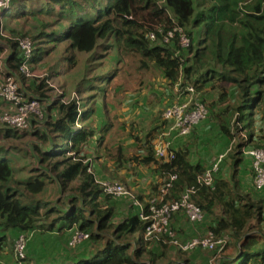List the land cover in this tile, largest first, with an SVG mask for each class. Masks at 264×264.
<instances>
[{
	"label": "trees",
	"instance_id": "obj_1",
	"mask_svg": "<svg viewBox=\"0 0 264 264\" xmlns=\"http://www.w3.org/2000/svg\"><path fill=\"white\" fill-rule=\"evenodd\" d=\"M165 11L171 14L176 26L188 37L186 48L180 47L178 35L167 45L150 44L147 40V33L154 29L156 20L165 25L167 31L172 30ZM9 16L13 20L41 16L40 28L45 27L46 30L39 32V37L35 39L27 33L18 32L19 27L10 26V37L28 36L41 47L33 49L31 65L46 58V53L51 50L58 59L49 66L43 78L31 81L29 86L33 94L38 95V101L46 102L43 122L31 119L29 127L35 128L31 134L6 125L2 128L0 124V259L9 249L6 256L12 257L17 264L14 245L11 251L5 245L24 236V258L19 264H34L29 238L39 233L51 240L55 235L56 246L68 256H74V250L83 243L92 247L89 257L74 262L63 260L60 256H65L64 253L57 257L53 254L51 261L57 262L61 258L59 264L186 262V255L180 249L173 251L176 258L169 256L172 248L163 242L168 240L167 235L158 234L144 239L149 221L141 220L138 214L128 216L117 224L111 222L112 208L109 205L102 208L100 200L101 197L104 200L116 198L104 194L100 183H113L115 176L103 179L97 167L95 169L91 161L86 160L88 157L84 153L86 145L95 139V131L82 121H85L86 115V119L94 115L95 109H89L90 104L84 105L87 108H80L75 100L65 102L62 96L49 99V82L58 84L56 78L59 76L67 77L64 86L69 85L72 79L70 84H75L72 90L77 94L85 93L96 100L99 98L96 92H99L102 97L104 89L99 83L110 74L117 75V64L127 66L125 57H133L131 63L136 74L141 72L145 75L152 69L156 70L167 90L173 88L177 96L181 92L176 84L180 83L182 89L191 86L194 90L193 102L200 99L199 103L206 107L209 119L192 130L214 129L229 141L228 148L233 141L231 149L223 153L224 158L219 164L220 167L225 158L228 161L232 159L230 170L227 176L217 178L218 168L212 187L197 184V178L205 167L200 161L192 162L191 154L182 145L176 150L174 146V157L169 161L157 160L148 148L141 163L156 166L162 178H167L165 183L168 184L158 186L149 200L144 201L143 213L149 216L151 205L160 207L176 202L186 190L193 189L191 201L204 215L216 219V225L208 229L215 237L224 234L228 226L234 242L249 230L264 234L261 203L241 192L235 179L239 157L242 156L241 147H259L253 141L251 117L252 112L264 103V0H12ZM5 42L11 46V52L3 57L1 66L3 75L8 77L17 74L23 56L18 54L15 43ZM63 47H66L65 51ZM110 51L112 55L108 53ZM77 54H91L93 60L95 56L107 54L112 59L111 70L105 71L94 61V65L75 73ZM92 89L94 91L90 92ZM220 105L222 109H218ZM162 121L165 127L167 121ZM162 126L151 130L146 139L152 138V132L157 133L159 127L163 129ZM29 135L34 141L26 144ZM100 142L99 137L98 146ZM102 153L110 156L108 148ZM114 159L116 167L123 164L124 155L120 147ZM25 160L29 162L24 164ZM169 177L174 179L169 180ZM51 185L50 194L48 188ZM162 188L165 192L161 195ZM158 196L160 198L149 202ZM248 218L253 220V224L241 232L243 221ZM74 226L89 237L73 248L65 245L73 251L70 253L64 249L60 235L67 231L71 233ZM51 244L54 245L53 241ZM33 245L34 249L40 250L37 247L42 242L35 239ZM56 246L55 253H61ZM221 264H264V238L258 235L242 238L240 256Z\"/></svg>",
	"mask_w": 264,
	"mask_h": 264
},
{
	"label": "crops",
	"instance_id": "obj_2",
	"mask_svg": "<svg viewBox=\"0 0 264 264\" xmlns=\"http://www.w3.org/2000/svg\"><path fill=\"white\" fill-rule=\"evenodd\" d=\"M6 19L7 20L5 22V27H7V25L9 24V20L12 19V16ZM7 31H10V28H8ZM18 32H20V29ZM27 34L31 35V33H27ZM1 60H2V57L0 55V61ZM1 69L2 68H1V63H0V82L3 81V79L7 77L3 75ZM30 82L26 83L28 87L30 86ZM159 89H160V92H165L169 99L164 98V99L157 101L156 103L154 102L147 103L146 110L148 108H151L147 110L149 114V119L146 121V126L138 125L139 131H134L129 128L124 129V131H127L129 143H133L135 152L127 156L124 154V162L120 167H116V165L114 164L115 162L114 158L110 156L108 157V154L102 153L101 147L96 148V145L93 146L94 141H97L98 139L91 140L84 148V153L86 157L93 158V160H90L91 165L95 169L97 167L98 174H100L101 177L106 180L110 178V176H115L113 178L117 180L118 178H121L124 185L132 192V194L135 195L136 198L140 200V204H142L141 206H143V208L144 206H146V204H144V201L149 200V197L152 196L153 191L158 186L160 188L163 185L168 184V183H165L167 178L166 179L162 178L160 173L157 171L156 166H153V165L150 166V165L141 163L143 158L147 155L146 152L148 148L151 149L152 155L157 160L159 159L156 156V152H155L156 144L159 141H162L161 135L166 133L169 129L168 126H165V127L162 126L163 121L161 120V116H162V112L164 111L163 108L164 106L167 107L170 104L175 103V102H187L190 98L187 95L177 96V94L175 93V90H173V92L168 91L167 86H162ZM199 100L200 99H196V101L198 102ZM0 105L2 106L7 105L2 102L1 97H0ZM138 106H142V103L138 102ZM11 107H12V110L5 111L4 109H2L0 112V115L6 114V113H12L14 111V107L13 106ZM222 108H223L222 105L218 107V109H222ZM137 113L139 114V112ZM253 115L256 118L254 119L255 123L253 121V136L252 137H253L254 144L259 146L255 148L263 149L264 148V103L260 107H258V110H254V112H252V116ZM208 120L209 119H208V112H207V117L203 121V123L206 121L208 122ZM160 125L163 127V130H161L160 129L161 127H159L157 130L158 134L155 133L154 131L152 132L153 134L152 138L146 139V136L147 135L149 136V134L151 133L150 131ZM102 129L106 131L108 129V125H106L104 128H101V130ZM213 130L206 131V129L204 130V129L196 128L195 130H192L191 134H188L185 137H181V138H178L172 141L170 149L173 152V149L175 147H176L175 148L176 150L178 149L179 146L182 145V148H185L191 154L192 162L200 161L201 164L205 167V169L209 168L210 160L215 155L219 157L223 155V153L227 152L228 151L227 148L229 144L228 140L222 138V136L218 135L215 130H214L215 132H213ZM135 132H137L138 134H136ZM135 138H137V141ZM118 148H116L115 154L117 153ZM247 148H253V147L247 145ZM241 155L242 156L241 158L239 157V162L237 164V170L235 173V179L237 181L238 189L241 192L248 194L251 199H254L260 202L264 210V188L258 192L253 189V186H252L253 183H252V177H251V158H249L248 156L242 153ZM107 157L109 159H106ZM135 157H138V158L135 159ZM230 162L232 163V159L228 161V168L230 166ZM101 165L104 167V170L101 169L102 168ZM100 205L102 208H105L107 205L111 206L112 208V221L111 222L114 224L122 222V220H124L128 216L135 215V214L139 215V213L141 212L140 210L141 207L134 206L131 203V201L128 199L104 200V198L101 197ZM234 222L235 221H230V223H234ZM243 224L244 226L242 227V229H240L241 232L248 230L249 226L253 224V220L251 218H248L243 221ZM215 225H216V219L214 217L204 215V219L201 223L191 224L183 212H178L172 216L169 222L168 229H169V232L172 234V236L168 237V240L163 241V242L165 244H168L172 248V250L174 251L179 250L178 246L173 244L172 242L176 241L177 243L185 244L193 239H199V240L203 239L206 236V234L210 232L208 229L210 227H214ZM255 232H258V231L249 230V232L247 233H250V235H255L254 234ZM69 234L71 233L70 232L68 233L67 231L64 234L60 235L62 236L60 237V240L61 242L63 241L65 245L67 243V239H69V236H70ZM232 235L233 234L228 226L224 234L218 237L219 239L224 240L226 244L225 247L227 246L226 249L225 248L223 249V252L221 255L214 257V256H210L212 253L203 252V254L200 255L199 257L195 256L193 259H191L190 258L191 254L185 253L186 262L185 263L183 262V264H187V263L197 264L200 261L207 258V255L210 256L211 259L209 261L210 257H208L206 263L204 264H221L223 262H231V260L235 258V254L237 253V249H238L237 246L239 244V241L237 242L233 241ZM234 245L235 247L233 248ZM74 251H75L74 256H68L66 254L65 256H63L64 257L63 260L68 259V260H73L72 262H74L76 259H79V258H87L91 255L92 247H90V244L88 243H83L80 246H78V248H76ZM175 252L173 254L170 253V255L176 258ZM9 258L12 260L10 261V264H14L13 262L14 260L12 259V257H9ZM60 262H61V258H58L57 262L51 261L50 264H59ZM170 262H178L179 264L182 263L181 261H169L166 264H169Z\"/></svg>",
	"mask_w": 264,
	"mask_h": 264
},
{
	"label": "rangeland",
	"instance_id": "obj_3",
	"mask_svg": "<svg viewBox=\"0 0 264 264\" xmlns=\"http://www.w3.org/2000/svg\"><path fill=\"white\" fill-rule=\"evenodd\" d=\"M209 15H210V12H209ZM40 17L28 18V19H16V20L11 19L9 20V24L7 25V27H5V22L7 19L0 17V25L2 26V30H3L2 34H0V47L2 48V57L8 56L11 52V46L7 42H5L7 40L6 37L12 36L9 34L10 31H7L8 28H10V26L12 27L16 26V27H19L20 31L23 34H26V33L33 34V35H30V36H34V38L32 39L38 38L39 32H43L46 30L45 27L40 28V24H41V22L39 21ZM13 43L17 44L16 41H14ZM39 48L41 47H39L37 41H35V43L33 42V49L36 50ZM65 48L66 47H63V51H65ZM45 52L46 51H44L43 53ZM108 53H111V51ZM46 54H48L46 58H44L40 62L33 63L32 65L29 66L33 68V78L30 81L43 78L47 74L49 66L58 59L57 55L52 50L47 52ZM107 54L99 55L97 58L95 56L94 60L90 57L91 54L89 55L88 54H77L76 55L77 57L76 65L77 66L74 69V72L78 73L80 69V73H81V71L86 66L87 68H89L91 64L94 65V61H96L99 65L103 66L105 71L111 70V65L113 63H112L111 57H108ZM132 58L133 57H129V58L125 57L124 61L127 60V66H125L124 63H120V65L117 64V67L119 68V70L116 72L117 75L110 74L108 75L106 80L104 81L102 80L99 83V85L102 86V88L104 89V95L101 97V93L96 92V95L99 96V98H97L96 100L90 99L88 94L81 93L80 95V94H77L74 90H72L73 85H75L73 83L70 84L72 79L69 80V85L64 86V84L66 83H63V82L64 80L65 81L67 80V77L63 78V76H59L56 78V81H59L58 84L49 82V86H48L51 90V92L49 93L50 100H55L57 98H60L59 96H62V100L65 102L75 100L76 103L80 105V108L84 105L90 104L89 109H92V110L95 109L94 115L90 116L89 119H86L87 118V115H86L85 121H82V122H85V126H89V127L91 126L92 129H94L95 134H97L95 135V140L98 139L99 137L101 138V142L99 143V145L100 144L101 145L98 146L97 141H94L93 146L96 145V148L101 147L103 152L106 148H108L110 157L112 158H114V156L116 155L115 150L118 147L121 148L123 155L125 154L126 156L135 152L133 143H129L127 131H124V129L129 128L134 131H139L138 125L146 126V121L149 119V114L147 110L151 108H148L146 110L147 103L148 102L156 103L157 101L161 99L168 98L165 92H160L159 88L164 85L161 79H159L158 72L152 69L146 72L145 75L144 73H141V72L138 74L134 73L133 63H131ZM1 70L3 71V69ZM84 74H87V73L84 72ZM14 76L23 94L21 92L20 93L23 96H25L26 99L38 98V95L33 94L32 89L26 85V83L30 81L25 80V78L20 80V77L22 76L18 72L17 74H14ZM93 91L94 89H92V91L90 92H93ZM171 91L173 92V88H171ZM40 102L41 103L39 105V109H40V114L43 117L41 120H38V121L43 122L46 112L44 113V110L42 109L44 108L46 102H43V101H40ZM138 102L142 103V106H138ZM38 104L39 103H37V105ZM1 106L2 105H0V112L2 109H4L5 111L12 110L11 105L9 106L5 105L2 107ZM165 108L166 106H164L163 110ZM137 112H139V114ZM255 118L256 117L254 115L251 117L253 121ZM161 119L163 120V114L161 116ZM79 121H81V119ZM107 124H108V129L106 131H104L103 129L101 130V128ZM169 125L170 123L167 122L166 126L169 127ZM1 127L4 128L3 125H1ZM36 127L40 129L42 128L41 125H37ZM34 129L35 128L32 129L28 125L27 128L24 130H27L28 133H30ZM135 133L138 134L137 132ZM29 136L26 139V144H30L34 141V138H32L31 136L29 137ZM106 153H108V151ZM108 157L106 159H109ZM217 158L218 156L215 155L210 160L209 165H212L216 161ZM90 159L93 160L92 157H90ZM27 162H29V160L23 161L24 164H26ZM229 170L230 169L228 168V158H225L219 167L217 178L227 176V172ZM51 177L53 178V176ZM115 182H118L122 185L124 184L121 178H118V180L116 179ZM52 189H53V185H51L48 188L50 194H51ZM40 233H46V232H40ZM52 236H53L52 240L51 238H47V235H39V233H34L30 236L29 242L32 243L30 247V254L33 255L34 260H31V261L34 264H38L42 262L45 264H50L52 260L51 258H53V254H55L56 257L63 253L67 254L66 252L63 251V249L56 246V243H57V239L55 238L56 236L55 235H52ZM19 237L16 240L14 241L11 240L12 242L8 243L10 247L8 246V244L5 246L7 248H10V251H11L12 244L15 245V242L19 239ZM35 239H39L42 242V245H38L37 247L40 250L34 249L33 243ZM51 241H53L54 245L51 244ZM66 245L69 246V239H67ZM55 246H56V250L61 253H57V254L55 253ZM63 247L67 252H70V253L73 252L69 250L71 248L69 247L68 249L66 248L64 242H63ZM8 251L9 249L8 250L6 249L4 251L3 256L0 259V264H10V261H12L10 258L7 257L9 255ZM173 251L174 250H171L172 254L174 253ZM169 256L172 257L170 254ZM210 256H214V255L211 254ZM210 256L207 255V258ZM60 257L64 258L63 256H60ZM207 258H205L204 260L200 261L197 264L206 263ZM210 259L211 257L209 258V261Z\"/></svg>",
	"mask_w": 264,
	"mask_h": 264
},
{
	"label": "built area",
	"instance_id": "obj_4",
	"mask_svg": "<svg viewBox=\"0 0 264 264\" xmlns=\"http://www.w3.org/2000/svg\"><path fill=\"white\" fill-rule=\"evenodd\" d=\"M11 6V0H0V14L4 13ZM0 28V34H2ZM160 33L161 30H158ZM178 35V42L181 48H186L188 46V38L181 32L180 28L174 27L172 30L167 31L162 36V41L165 44H168L175 35ZM155 38L154 33H150L147 36L148 41H152ZM14 40L17 43L18 50L23 56V60L19 67V73L26 79L32 78L33 74L30 73L28 59L31 56L33 50L32 41L27 37L21 38H9ZM180 83L176 84V88L180 95L186 94L189 96L187 102H175L169 105L163 113L164 120H170L172 124L169 126V129L166 133L161 135L162 141H159L156 144V156L159 159H172L174 153L171 151L172 141L185 137L190 134L191 130L202 123L207 117L206 108L199 102H193V88L187 86L182 89L179 87ZM19 85L16 81V78L6 77L3 81L0 82V97L3 101H6L8 104L14 107L12 113H6L0 115V124L6 125L15 129L24 130L29 125L31 119H42L40 114L39 105H37L38 100L36 99H24L21 98L18 93ZM233 141L230 143L228 150L231 149ZM242 154L251 158V177H252V186L255 191H261L264 188V148H247V145L241 147ZM224 158V155L219 156L216 161L207 168L198 178L197 184L199 186L212 187L214 182V175L217 173L219 164ZM174 177H171V180ZM103 189V193L111 195L116 199H129L134 206L141 207V212L139 217L141 220L149 221L148 225L145 227L144 239H150L153 236H158V234L167 235L171 237L172 234L169 232L168 226L172 216L178 212H183L188 221L191 224L201 223L204 219L203 212L191 201L190 195L193 192V189L186 190L181 198L173 203L162 204L160 207H155V205L150 206L151 214L145 215L143 213V206L138 202L132 192L124 185L108 181H103L100 183ZM165 189L160 190L161 195L164 194ZM158 197L152 198L150 203L154 200H157ZM161 199H159L160 201ZM89 235L78 231L75 226L72 229L71 236L69 239V246L71 248L77 246L81 242L87 240ZM26 238L20 236L19 239L15 242L14 251L15 259L17 264L24 258L23 250L25 246ZM177 245L181 252L186 254H191V259L195 256L199 257L203 252L212 253L215 256L221 255L223 249L225 248V241L215 237L211 232H208L203 239H193L185 244L177 243L176 241L172 242ZM214 259V258H213ZM188 264V263H187Z\"/></svg>",
	"mask_w": 264,
	"mask_h": 264
},
{
	"label": "clouds",
	"instance_id": "obj_5",
	"mask_svg": "<svg viewBox=\"0 0 264 264\" xmlns=\"http://www.w3.org/2000/svg\"><path fill=\"white\" fill-rule=\"evenodd\" d=\"M11 2H12V0H11ZM163 2V1H162ZM161 2V3H162ZM160 3V4H161ZM10 9V8H9ZM9 9H7L3 14L1 13L0 14V17H3V18H8V15H9ZM165 15H166V17H167V19H168V21L170 22V25H172L173 26V28L174 27H177V28H179L178 26H176L177 24L175 23V20L172 18V16H171V14H169L167 11H165ZM10 17V16H9ZM166 21V20H165ZM167 23V22H166ZM156 25H155V27H154V29L153 30H150V31H148V33H147V36L150 34V33H154L155 34V38L152 40V41H149V43L150 44H153V43H155V42H157V43H159L160 45H167V44H165V43H163V41H162V36H163V34H165L166 32H167V30H168V28L167 29H164V26L165 25H163V24H160L159 23V21L158 20H156V23H155ZM163 25V26H162ZM169 25V26H170ZM0 28H1V30H2V26L0 25ZM158 30H161V32L159 33L158 32ZM181 32L186 36V34L182 31V29H181ZM177 35V34H176ZM176 35L174 36V38L176 37ZM147 36H146V38H147ZM28 37V36H27ZM187 37V36H186ZM9 38H12V37H6V39L7 40H9V41H12V42H14V40H10ZM13 38H21V37H13ZM29 38V37H28ZM173 38V39H174ZM188 38V37H187ZM30 39V38H29ZM173 39H171L170 40V42L173 40ZM177 39H178V37H177ZM31 40V39H30ZM32 41V40H31ZM169 42V43H170ZM168 43V44H169ZM189 43V42H188ZM32 44H33V42H32ZM16 48H17V50H18V47H17V44H16ZM21 52L18 50V54H20ZM32 53H33V50H32ZM32 53H31V56L29 57V59H28V62H29V66L31 65V59H32ZM1 55V57H2V54H0ZM22 55V54H21ZM6 57V56H5ZM4 57V58H5ZM2 59H3V57H2ZM23 60V59H22ZM0 63H1V65L3 64V60H1L0 61ZM21 65V64H20ZM20 65H19V67H20ZM3 66H1V68H2ZM30 68V71H31V73L33 74V68L32 67H29ZM18 73H19V68H18ZM20 74V73H19ZM21 75V74H20ZM11 76H13V77H15L14 76V74L13 75H11ZM11 76H8V77H11ZM22 76V75H21ZM23 77V76H22ZM23 78H25V77H23ZM33 78V77H32ZM32 78H29V79H26L25 78V80H27V81H30ZM191 87V86H190ZM19 91H20V88H19ZM20 94V96H23L21 93H19ZM183 95H186V94H183ZM26 97H24V99H25ZM31 99H33V98H31ZM34 99H36V98H34ZM30 100V99H29ZM37 100V99H36ZM39 102V104H40V101H38ZM43 110V109H42ZM164 113V112H163ZM164 120V119H163ZM165 121H167V122H169L170 123V125L172 124V122L170 121V120H165ZM169 125V126H170ZM169 128V127H168ZM174 153V152H173ZM88 162L90 161V158H88V159H86ZM165 160V159H164ZM169 160H171V159H169ZM169 160H165V161H169ZM211 166V165H210ZM207 169V168H206ZM205 169V170H206ZM199 177V176H198ZM169 180H171V177H169ZM214 183V182H213Z\"/></svg>",
	"mask_w": 264,
	"mask_h": 264
},
{
	"label": "water",
	"instance_id": "obj_6",
	"mask_svg": "<svg viewBox=\"0 0 264 264\" xmlns=\"http://www.w3.org/2000/svg\"><path fill=\"white\" fill-rule=\"evenodd\" d=\"M255 235H258V236H261L262 238H264V234H261V233H259V232H255L254 233ZM247 236H250V233H247V234H245L244 236H242L241 237V239L242 238H245V237H247ZM241 239L239 240V244H238V249H237V253L235 254V258L234 259H236V258H238L239 256H240V241H241ZM169 264H179L178 262H170ZM180 264H183V262L182 263H180Z\"/></svg>",
	"mask_w": 264,
	"mask_h": 264
}]
</instances>
